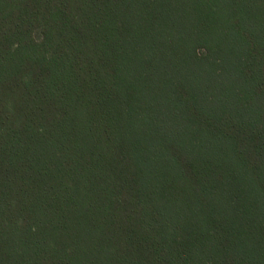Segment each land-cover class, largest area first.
Here are the masks:
<instances>
[{
	"label": "trees",
	"instance_id": "obj_1",
	"mask_svg": "<svg viewBox=\"0 0 264 264\" xmlns=\"http://www.w3.org/2000/svg\"><path fill=\"white\" fill-rule=\"evenodd\" d=\"M0 264H264V0H0Z\"/></svg>",
	"mask_w": 264,
	"mask_h": 264
}]
</instances>
